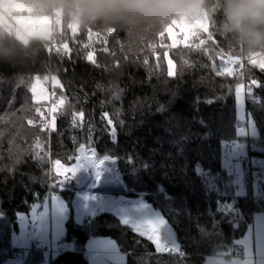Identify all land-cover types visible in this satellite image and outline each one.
Listing matches in <instances>:
<instances>
[{
    "label": "trees",
    "instance_id": "16d2710c",
    "mask_svg": "<svg viewBox=\"0 0 264 264\" xmlns=\"http://www.w3.org/2000/svg\"><path fill=\"white\" fill-rule=\"evenodd\" d=\"M16 1L29 14L50 19L49 39L82 41L99 34L109 48L96 53V66L74 48L70 57L54 55L38 39H18L0 18V261L13 256H19L22 264L44 260L41 250L12 249L11 237L17 232V216L29 214L49 192H57L67 205L60 249L70 244L49 264H88L85 245L90 238L113 240L124 255L122 264H204L209 257L220 258L238 249L237 241L254 213H264V72L252 66V60L244 73L238 70L226 76L222 70L229 67V56L250 51L264 55V47L250 49L225 30L224 0H202L212 35L190 38L196 48L171 47L167 34L159 36L162 25L175 17L81 21L76 15L79 27L73 34L70 12L63 4ZM55 16H62V23H56ZM167 57L173 61L174 77H169ZM37 77L59 81L52 88L45 85L52 93L47 103L32 100L30 89ZM253 78L262 84L245 102L255 128V136L249 137L248 132L238 134L235 127V90ZM56 99V111L49 115ZM105 112L114 131L103 118ZM48 120L49 127L44 128ZM235 141L253 145L248 152L251 166L247 159L241 163L242 191L221 158L222 144ZM80 145L95 148L97 158L116 159L124 197L143 199L158 211L174 231L176 245L170 243L179 252L158 253L146 237L106 210L75 222L73 198L82 190L76 189L74 179L62 187L49 183H55L50 172L53 161L71 165ZM253 181L258 183L256 195Z\"/></svg>",
    "mask_w": 264,
    "mask_h": 264
},
{
    "label": "rangeland",
    "instance_id": "374dc122",
    "mask_svg": "<svg viewBox=\"0 0 264 264\" xmlns=\"http://www.w3.org/2000/svg\"><path fill=\"white\" fill-rule=\"evenodd\" d=\"M193 3L195 4L197 2H193ZM24 12H25V14H24ZM0 13L4 14L5 16H7L9 18V20L12 24L11 28L13 29L17 38L20 39L21 41H27L30 38L38 39L40 41H49L50 35L52 33V28H51L52 23L43 24V25H41V24H28L27 21L29 19L34 20V21H39L45 17H38V16H34L32 14H29V9L25 6H23L22 4H20L19 2H17L16 0H0ZM183 16H187L190 21H196V20H201V19L206 18V14L201 8H200L199 14L196 16H189L186 14H182V15H179L175 18H180ZM35 26L39 27L38 33L34 32ZM182 39H183V37H181V38L178 37V40H182ZM169 43L171 45L170 40H169ZM178 45L183 46V44H178ZM256 59H258V60L264 59V55L256 54V57L254 59H252L251 62L253 63ZM167 60H168V57L166 59V62H167ZM34 83H36L37 95L38 96L44 95L47 97V99L35 101L33 99L32 93H31L32 100L36 103H47L49 101L50 94L45 89V85H49L51 88L53 86L59 85V81L56 77H53L52 79H48V78L40 79V81L38 83L34 79L32 85ZM242 84H241V86H243ZM241 86H239L238 88H240ZM235 101H236V98H235ZM247 117L250 118L246 112L245 96H244L242 98V102L239 106L237 105V102H236V118L238 121L237 124H241V125L245 124L247 119H248ZM247 132H248L249 137L255 136V128L253 126L252 121L250 122V124L248 126V131H246L245 128H241V129L238 128L237 129V133L242 135V136H245V135L247 136ZM81 147H83V146H81ZM79 149H80V146L76 150V155H78ZM84 150L90 151L91 149L85 148ZM221 151H222L221 158H222L223 164L225 165V167L227 168L228 171H230L231 173L234 174L235 181L239 185V191H242V187H243L242 176L244 174V168L242 167L241 163H242V160H244L248 157V151H247L246 143L245 142H239V141H235V142H232L230 144L224 143V144H222ZM102 158H109V160L115 159V158H112L109 156H105ZM102 158H97V160L102 159ZM251 161L253 162V159ZM53 162L58 163L59 161L55 160ZM73 163H75V160ZM52 164H51V168H50L51 173H52ZM71 165H69V166H71ZM112 165L113 166H111V167H113L112 168L113 174L118 179V181L120 183H122L119 175L117 174L116 159H115V163H114V161L112 162ZM96 169H99V167H96ZM77 178L78 177H76V176L73 177L75 182H76ZM95 179H96V176L93 175L92 180L89 182V184L86 187V190L84 189L82 191L77 192V194H80V193H83V191H85V192H88V194H91L92 198H93L92 204H94L95 206L100 207V205L106 203V202L101 201L100 198L98 197V195L104 196V197L111 196L113 199H117V201L119 199H123V198L127 199L128 201L133 200V199L131 200L130 198L124 197V194L121 196L118 194L93 193L92 191H88L91 189V187H93L95 185ZM69 180H67V181H69ZM263 181H264V176H263ZM251 188H252V194L256 195L257 191H258V183H256V181H253L251 184ZM54 194L60 196L57 192H55ZM59 201L63 204V206H65L66 203L64 201H61V200H59ZM128 201L122 200L120 203H122L121 205L126 210V215H127L126 218H127L129 225L131 227H132V225L135 224L137 226V228H140L142 226V222L145 221L146 219L154 220V218L152 217L153 214H151V213L145 214V213H147L146 210L148 208L150 210H152L153 212L157 213V215H159V217L161 219H163L161 214L158 213V211L156 212L143 199H138V201L135 200L136 203L133 206H129ZM108 203H110V202H108ZM52 217H53V209H52V207L49 206L48 200L43 201V203H37L32 208L31 212L27 215L26 214H19L17 216V232H15L11 237V248L14 250H18V251H25L28 248L29 240H30V231L33 227H36L37 229L44 230L47 234V237L44 238V241L48 242ZM54 221H55V219H54ZM132 229L134 230L133 227H132ZM160 235H161V239L164 241V243L166 241H169V242L174 243V245H176L175 234H174V231L170 227L167 226V230L161 231ZM242 238L243 237H241L239 239V241H241ZM109 254H111V253H109ZM240 256H241V254H240ZM240 256H232L231 258L235 257V259H238ZM0 264H22V259L19 256H13L10 258H6L3 261H0ZM40 264H49V257H48L47 253H45L44 260ZM107 264H110L109 261H107Z\"/></svg>",
    "mask_w": 264,
    "mask_h": 264
},
{
    "label": "clouds",
    "instance_id": "9594fccd",
    "mask_svg": "<svg viewBox=\"0 0 264 264\" xmlns=\"http://www.w3.org/2000/svg\"><path fill=\"white\" fill-rule=\"evenodd\" d=\"M63 4L81 21L135 16L145 20H168L182 14H199L202 0H42ZM224 28L250 49L264 47V0H224ZM122 196V195H121Z\"/></svg>",
    "mask_w": 264,
    "mask_h": 264
},
{
    "label": "snow or ice",
    "instance_id": "6c2138e0",
    "mask_svg": "<svg viewBox=\"0 0 264 264\" xmlns=\"http://www.w3.org/2000/svg\"><path fill=\"white\" fill-rule=\"evenodd\" d=\"M28 24H50L51 21L48 18H42L39 21H34L29 19L27 21ZM211 22L207 18L201 19V20H196V21H190L187 16H183L180 18H175L172 19L170 22L167 24L162 25V27L159 30V36L163 38L165 34H167L168 39L171 41V47H176L178 44H183L185 48H196L198 45L196 44H190V38L198 37L200 33H204L206 35L211 36ZM178 37H183L182 40H178ZM213 43H215L214 36H212ZM106 44V40L104 41ZM87 47V45H85ZM149 47H153L152 45H149ZM104 52H107L108 49L107 47L102 49ZM66 53L68 56H71V49L66 48L65 49ZM86 61L93 64L94 66L97 65L96 62V54L94 51L88 52L86 55ZM145 64L148 63L147 60L144 61ZM228 62L231 63L232 65H238L239 63V58L237 57H228ZM168 64V72H169V77H174L175 72L173 70V61L171 59L167 60ZM118 66V64H117ZM252 66L258 68L261 72H264V59L258 60L256 59L253 63ZM221 74V73H218ZM222 74L226 76H233L234 69L233 68H226L222 70ZM36 82L38 83L40 81V78H35ZM55 82V81H54ZM261 82L258 79H251L250 83H248L245 86H241L240 88L235 90V98L237 105L239 106L242 102V98L245 95H251L253 88L254 87H260ZM246 89V91H245ZM33 99L35 101L47 99L46 96L44 95H37V89H36V83H34L30 89ZM59 103L63 105L65 103L64 99L61 98ZM51 112L56 111V106L53 105V107L50 110ZM37 112H39V109H37ZM81 119H83V113L78 114ZM103 118L106 120L108 126L111 128L112 131L115 130V125L113 124V120L109 117L108 113H103ZM29 124L32 123L31 120L28 121ZM44 128H48L49 125L45 121L43 124ZM51 127L53 130H55V116L52 117V122H51ZM40 146L37 145V148ZM85 149V146L81 147L80 145V151L83 152ZM91 158V159H90ZM75 160V163H73L71 166H66L64 163H62L61 160H59L58 163L53 162L52 164V173L55 178V183L53 186H60L62 187L63 184L69 180L70 178L75 177L78 171H80L85 165L91 164L94 165L96 168V163L98 162L97 160V155L95 148H92L90 151L86 152L85 155L80 156L76 155L73 157ZM107 159V158H106ZM105 163V160H104ZM75 165V167H73ZM100 173L97 172V177L99 178ZM55 200V198H53ZM165 224L164 220H152V219H146L145 221L142 222V226L140 228H137V226L134 224L132 227L134 230L139 233L140 235L146 237L150 242L153 243L154 247L158 250V253L164 252L165 249L169 253H177L179 252V249H176L174 247H169L167 244L164 243V241L161 239V228ZM256 239H257V244L259 245L261 240L264 239V224H259L256 227ZM237 243H241L245 245V249L247 250L250 246L248 243V240L246 239L245 241H238Z\"/></svg>",
    "mask_w": 264,
    "mask_h": 264
},
{
    "label": "crops",
    "instance_id": "0c3cea01",
    "mask_svg": "<svg viewBox=\"0 0 264 264\" xmlns=\"http://www.w3.org/2000/svg\"><path fill=\"white\" fill-rule=\"evenodd\" d=\"M53 198H55V200ZM130 199L132 200V198ZM138 199L140 198H133L132 201L127 200L129 203L128 205H135V200L138 201ZM46 200H48L49 206L53 209L54 217H52L51 219L49 239L51 240L52 246L54 248H58L61 246L59 245V239L63 235L64 223L68 218L69 211L66 204L65 206H63V204L59 201H64L61 196L54 194L50 197V199L46 198ZM122 200L126 201V199L124 198L119 199L118 201L117 199H113V201L110 203H104L100 205L99 210H106L108 212H111L115 216H117L122 223L129 225V222L126 218V210L121 205L122 203H120ZM92 203V195L88 194V192L83 191V193L75 194L72 206L73 218L75 222H81L83 218L88 215L89 207ZM146 212L147 213L145 214H153L152 217L154 218V220H161L159 215H157V213L153 212L149 208L146 210ZM162 220L165 221L164 218ZM259 224H264V213L255 212L252 218L251 225L247 228V230L242 236L243 238L241 239V241H245L246 239L248 240V243L250 244L249 248L246 250L244 244L237 243L238 250L240 251L241 256L238 259H235V257L230 258L223 264H264V239L261 240L259 245L257 244L256 239V227ZM167 226L169 227V225L165 221V224L161 228V231L167 230ZM38 230L42 231L45 235H47L44 230ZM168 242L169 241H166L165 244ZM85 255L88 264H107V261H109L110 264H122L125 261L124 255L118 251L115 242L109 238H90L85 245ZM221 263L222 262L219 257H209L204 262V264Z\"/></svg>",
    "mask_w": 264,
    "mask_h": 264
},
{
    "label": "bare ground",
    "instance_id": "6f19581e",
    "mask_svg": "<svg viewBox=\"0 0 264 264\" xmlns=\"http://www.w3.org/2000/svg\"><path fill=\"white\" fill-rule=\"evenodd\" d=\"M70 15H71V13H70ZM74 22H76V20L74 21ZM74 22H72V20H71V23H74ZM111 34V31H108V35H110ZM97 35V40L95 41V45H96V47H95V49H84V48H74V49H76V50H78V51H82V52H84L85 53V57H86V55L88 54V52H90V51H94L95 52V54L97 53V52H99V51H103L102 49L103 48H105V47H107V49L109 48V46H107L108 45V43L106 42V44L104 43V41H105V38H100V36H99V34H96ZM107 35V36H108ZM90 40H93V34L92 35H90L89 36V38L88 39H86V40H82L81 42H83V43H85V42H87V41H90ZM65 45V44H64ZM64 45H63V47H64ZM42 46H43V48H44V50L47 52V53H52L51 51H47L46 49H45V47H44V43H42ZM70 48V47H69ZM71 51H72V49H71ZM104 52V51H103ZM52 54H54V53H52ZM62 54H67L66 53V51H65V49H64V51L61 53V54H59V55H62ZM55 55V54H54ZM244 69H245V65L244 66H241L240 68H239V71H241L242 73H244ZM248 83H250V82H246V81H243V86H245V85H247ZM45 89L49 92V94H50V96H52L51 94V89H50V87H48V86H45ZM245 91H246V89H245ZM247 99H248V95H245V102L247 101ZM57 104H58V100L56 99V100H54V102L52 103V104H50V106H49V115H50V110H51V108L53 107V105H55V106H57ZM248 118V117H247ZM49 122H50V120H48V124H49ZM238 125H240V124H236L235 125V127H236V129H238L239 127H238ZM86 152H88V151H86V150H84L83 152H81L80 150L78 151V155H80V156H83V155H85V153ZM91 159V158H90ZM103 159V158H102ZM104 160H105V163H104ZM114 161V163H115V159H112V160H109V159H103V160H98V162L96 163V167H99V169H96L95 167H94V165H91V164H88V165H85L80 171H78L77 172V174L75 175L76 177H79L80 175H82L85 171H89V172H91V179H90V181L92 180V176L93 175H95L96 176V179H95V185L93 186V187H91V191L92 192H94V193H100L101 192V190H104V189H110V188H117V187H119L120 186V182L118 181V179L115 177V175L113 174V172H112V168L113 167H111V166H113L112 165V162ZM73 167H75V165H73ZM97 172H99L100 173V175H99V178L97 177ZM70 179H73V178H70ZM78 179V178H77ZM77 181V180H76ZM89 181V182H90ZM76 183V182H75ZM89 184V183H88ZM87 184V185H88ZM51 185H53V183H49V186H51ZM54 193H52V192H49L48 193V199H50V197L53 195ZM99 196V195H98ZM32 230V229H31ZM30 233H31V231H30ZM47 237V235H44V238H46ZM32 240H33V238L31 237L30 238V240H29V245H28V247H32V248H34V249H36V250H41V251H43L44 253H47L50 257H53L55 254H56V252H58V251H60V250H66V249H69L70 248V244H64V246L63 247H61V249H60V247H58V248H54L53 246H52V243H51V240L49 239L48 240V242H45L41 247H37V246H35L34 244H33V242H32Z\"/></svg>",
    "mask_w": 264,
    "mask_h": 264
},
{
    "label": "built area",
    "instance_id": "2783aa9c",
    "mask_svg": "<svg viewBox=\"0 0 264 264\" xmlns=\"http://www.w3.org/2000/svg\"><path fill=\"white\" fill-rule=\"evenodd\" d=\"M72 22H74L76 20V15L71 13L70 15ZM54 21L56 23H62V16H55ZM34 32L38 33L39 32V27L35 26L34 27ZM97 40V35L93 34V40L87 41L85 43L81 42V40H77V39H71V38H57V37H53L51 39H49V41H41L42 43H44V47L47 51H51L52 53H54L55 55H59L64 51V44H68L70 49L72 48H84V49H95L96 45H95V41ZM117 42H119V40H117ZM85 45H87V47H85ZM256 57L255 52L250 51L247 55H242L239 58V63L238 65H232L231 63L228 62V59H226V61L229 63V67L228 68H233L234 71H238L239 68L241 66H244L248 60H252ZM251 122V119L248 118L245 124H240L238 125V127L241 128H245L246 131H248V126ZM253 149V145L251 144H247V151L249 152L250 150ZM247 164L250 167L252 162H251V157L248 156L247 158ZM100 198L101 201L103 202H112L113 198L111 196L108 197H104V196H98ZM99 210V207L95 206L94 204H91L89 207V213L87 216H94L96 215L97 211ZM44 233L36 228H33L31 230L30 233V238L32 237L33 240V244L37 247H41L45 241H44ZM169 247H174L172 243H166ZM164 252H168L167 249L164 250ZM16 251L12 252V255H16ZM232 256H240V252L238 251L237 248H233L228 254L220 256L221 259V264H223L224 262L228 261ZM49 261H51V258L49 255Z\"/></svg>",
    "mask_w": 264,
    "mask_h": 264
},
{
    "label": "water",
    "instance_id": "95a60500",
    "mask_svg": "<svg viewBox=\"0 0 264 264\" xmlns=\"http://www.w3.org/2000/svg\"><path fill=\"white\" fill-rule=\"evenodd\" d=\"M0 18L2 19V21L4 22L5 25L9 26L10 28L12 27V24H11V22L7 16L0 13ZM78 27H79L78 22L72 23L71 29H72L73 34H76L78 32ZM66 48H69L68 44L64 45V49H66ZM91 175L92 174L89 171H85L82 175H80L76 181V185H75L76 189H78V190H84L85 189L86 190L87 184L89 183V181L91 179ZM88 191H91V190H88ZM100 193L123 195L125 193V187L123 186L122 183H120L119 187L104 189V190H101ZM126 201H127V199H126Z\"/></svg>",
    "mask_w": 264,
    "mask_h": 264
}]
</instances>
